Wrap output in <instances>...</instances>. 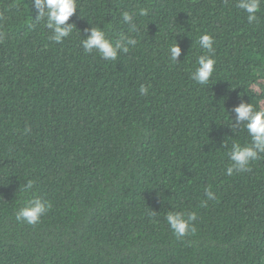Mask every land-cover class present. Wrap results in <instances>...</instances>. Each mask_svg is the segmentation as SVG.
I'll use <instances>...</instances> for the list:
<instances>
[{"label": "trees", "instance_id": "trees-1", "mask_svg": "<svg viewBox=\"0 0 264 264\" xmlns=\"http://www.w3.org/2000/svg\"><path fill=\"white\" fill-rule=\"evenodd\" d=\"M237 2L77 0L55 43L33 0H0V264H264V153L227 174L250 142L232 110L264 107V3L249 23ZM92 27L137 43L106 60L82 47ZM34 196L51 208L29 225L16 213ZM169 211L195 212V231L178 238Z\"/></svg>", "mask_w": 264, "mask_h": 264}, {"label": "clouds", "instance_id": "clouds-1", "mask_svg": "<svg viewBox=\"0 0 264 264\" xmlns=\"http://www.w3.org/2000/svg\"><path fill=\"white\" fill-rule=\"evenodd\" d=\"M36 9H39L37 14L38 20L46 18V27L51 31L49 39L55 43H61L68 37L73 29L74 23H68L70 18L77 11V0H33ZM264 0H238L237 7L243 9L247 14L249 23L257 20V12L260 10ZM139 15L147 16L148 10L139 9ZM124 22L132 21V14L128 11L122 13ZM76 26V25H75ZM136 25L132 24L130 31L135 32ZM90 34L82 41V47L87 53H92L94 50L106 60H116L118 56L129 51L128 45H136L137 40L134 37H122L120 40L113 42L106 32L99 27H92ZM199 47L204 51V54L199 55L196 61L197 67L191 72V79L201 85H206L215 72L216 58L214 56V37L209 33H204L199 37ZM171 60L178 62V57L181 54L179 44L172 45L169 49ZM253 91L259 93L261 82H256L251 85ZM139 91L143 94L148 93L147 86H141ZM236 113L235 121L231 122L234 130L237 125L242 124L247 129L250 137V142L241 144L234 142L229 153L231 165L227 168V174L231 175L234 172L250 171V163L260 158L264 153V107H257L253 103L241 102L232 110ZM231 121H233L231 117ZM34 187V181L28 180L23 186V191H31ZM209 200H215V194L206 189ZM51 208V203L41 197L34 196L28 201L25 207L20 208L16 213V219L25 221L29 225H36L40 222L41 217ZM154 215V213H152ZM196 219V213H187L181 211H169L166 215V221L171 227L173 233L179 238L188 234L190 231H195L192 224Z\"/></svg>", "mask_w": 264, "mask_h": 264}]
</instances>
